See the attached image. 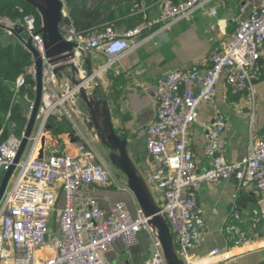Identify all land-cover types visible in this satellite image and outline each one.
<instances>
[{"label": "built area", "instance_id": "2783aa9c", "mask_svg": "<svg viewBox=\"0 0 264 264\" xmlns=\"http://www.w3.org/2000/svg\"><path fill=\"white\" fill-rule=\"evenodd\" d=\"M207 1L174 3L173 0H160L156 20L145 19L120 32L109 26L78 32L63 3L59 32L73 45L71 54L78 69L77 77L83 79L80 60L90 52L103 51L107 56L105 63L92 71L88 80L71 86L61 85L53 74L55 64L44 55L42 36L35 29L33 15H24L21 21L0 16V28L5 37L17 40L30 54L32 63L28 73L34 80L35 57L28 48L29 39L42 61V96L36 116L38 131L31 136V151L16 163L9 179L12 183L0 199V264H110L105 256L112 244L120 241L125 247L133 246L140 231L152 238L153 245L150 258L142 264H166L156 231L139 208L132 214L124 202L117 201L105 210L94 198L86 197L82 200L83 211L78 210L82 186L113 184L122 187L85 136L81 134L73 153L37 157L34 148L39 134L56 111L77 129L74 115L80 89L145 41H131L133 37L154 25H158V32L168 30L203 9ZM236 1L243 17L230 40L209 52L208 64L174 69L157 81L155 118L145 134V148L152 159L149 180L161 194L160 214L184 264H191V251L203 240L206 220L197 200L201 183L233 179L239 188L254 185L261 195V202L258 207L245 212L248 231L264 234V139L251 137L248 154L228 163L222 141L225 118L217 114L212 121L201 123L205 138L203 153L209 160V167L203 170L197 166V155L189 141L190 127L197 121V110L202 102L212 98L221 76L224 75L230 95L246 94L252 101L255 83L264 78V0L250 9L248 4L254 0ZM210 14L216 15V11L212 10ZM39 23L41 29V20ZM18 27L22 28L19 34L16 33ZM33 89L36 90V86ZM26 100L28 120L34 100ZM21 137L11 131L0 142V172L4 173L13 163ZM58 187L63 201L56 229L52 230L50 219L57 210ZM233 197L230 219L222 231L228 240L236 238V243L246 241L248 237L246 231L231 222V219L238 220L240 215L237 196ZM218 251L215 249L210 254Z\"/></svg>", "mask_w": 264, "mask_h": 264}, {"label": "crops", "instance_id": "0c3cea01", "mask_svg": "<svg viewBox=\"0 0 264 264\" xmlns=\"http://www.w3.org/2000/svg\"><path fill=\"white\" fill-rule=\"evenodd\" d=\"M259 1L254 0L249 3L248 8ZM92 6L89 4L87 8ZM212 10L216 11V15L210 14ZM136 14H143L144 21L156 20L159 14V1L152 6H141ZM242 17L236 0H208L203 9L168 30L158 32V25H154L140 36L133 37L131 41L137 42L141 39L145 41L93 79L97 92L104 95L107 100L116 134L126 139L127 155L157 205L161 203V194L149 180L152 159L145 148L146 129L155 118L156 83L174 69H186L193 64L207 65L209 52L213 48H221L230 40ZM119 21L120 19L116 18L110 22L87 27L83 19L79 27L81 31L92 28L102 30L107 26L119 32L128 30L126 27L130 23ZM106 58L103 51H92L80 60V70L85 71L89 67L94 71L105 63ZM69 71V69L63 70L61 77L57 78L63 86H70ZM255 87H257V96L254 97V105L258 103V115L257 104L254 109L248 110L246 103L249 96L246 94L233 96L228 93L224 75L220 77L212 98L200 104L197 121L191 125L189 132L190 145L197 155L196 163L199 170L209 167V160L203 153L205 138L201 123L212 121L217 114L225 118L222 141L228 163L236 162L248 154V142L251 137L264 139V78L256 82ZM76 118H78L77 114ZM85 121V118H78L76 126L79 130L88 132V126L84 125ZM60 122L62 117L56 111L39 134L34 155L74 152V146L79 140L76 138L77 134H74L76 136L74 137L72 133L63 132L57 135L52 132L51 128L58 129ZM71 127L74 131L73 125ZM37 131L38 121H35L32 136ZM30 151L29 142L23 157ZM115 175L122 186L120 188L113 184L82 186L77 204L78 210L83 211L84 198L92 197L105 210H109L115 202L122 201L134 214L138 204L127 188L125 176L120 172H116ZM235 195L240 215L238 220L231 219V222L246 231L249 237L246 241L229 245L222 230L230 219ZM197 200L203 210L206 225L201 244L191 251V264H258L264 261V234H251L248 231L245 215L253 205L258 207L261 202V195L254 185L239 188L233 179L217 183H201L197 191ZM62 201V193L58 187L57 210L50 219L52 230L56 229ZM152 246V238L146 232L140 231L133 246L125 247L120 241H116L105 257L110 264H142L150 258ZM215 249L219 251L210 254Z\"/></svg>", "mask_w": 264, "mask_h": 264}, {"label": "water", "instance_id": "95a60500", "mask_svg": "<svg viewBox=\"0 0 264 264\" xmlns=\"http://www.w3.org/2000/svg\"><path fill=\"white\" fill-rule=\"evenodd\" d=\"M25 1L36 9L40 17L42 27L39 33H41L42 36L44 55L45 57L52 59V63L55 64L52 69L53 74L58 78L61 77V72L63 70L69 69L71 75L69 78L72 84L77 85L81 83L82 80H88L89 76L92 74V70L89 67L87 68L86 76H84L82 80L80 78H76L78 75V69L72 60L71 54L73 45L72 43L65 41L59 32V24L63 21V2L61 0ZM21 32L22 28L18 27L16 29V33L19 34ZM28 48L35 57L36 66V90L33 109L28 119L25 131L22 134L20 146L13 163L4 173L1 172L0 199L7 188L8 181L15 169L16 163L23 155L31 139L36 116L41 104L42 61L39 53L31 46L30 39L28 40ZM60 59H68L69 62L58 64L57 62L60 61ZM97 94L98 97H91V95L87 94L85 89L82 88L80 89L79 97L88 108L90 114L89 119L98 130L97 136H99L105 148L110 151V164L114 163L118 171L125 176L127 188L135 197L139 210L147 219V223L156 231V236L161 244L166 264H184L183 260H181L176 253L173 237L164 217L160 214V207L155 203L147 186L137 174L127 155L126 139L120 138L113 128L111 114L105 96L99 94L98 92ZM99 119L102 120V126L100 125Z\"/></svg>", "mask_w": 264, "mask_h": 264}, {"label": "trees", "instance_id": "16d2710c", "mask_svg": "<svg viewBox=\"0 0 264 264\" xmlns=\"http://www.w3.org/2000/svg\"><path fill=\"white\" fill-rule=\"evenodd\" d=\"M72 19L75 29L80 30L79 23L84 19L87 27L103 24L119 18L120 21L130 23L126 29L141 24L143 14H136L141 0H122V3H104L103 0L94 3L93 0H61ZM147 4H153L160 0H145ZM184 0H173L179 3ZM115 7V9H113ZM19 9L22 11L20 12ZM33 15L36 20L35 29L40 31V17L35 8L25 0H0V16H6L12 20L21 21L24 15ZM119 21V22H120ZM4 32L0 28V142L6 139L12 131L21 137L27 125L26 103L34 100L36 80L28 73L31 66V56L24 50L21 44L14 38H4ZM5 36V35H4ZM20 80V84L18 81ZM68 120L62 117L59 128H51L55 134L72 133ZM68 124V125H67ZM14 125L13 127H11ZM256 208L253 205L252 208ZM247 237L249 235L247 234ZM236 238L228 240L229 245L235 243ZM264 264V261L258 263Z\"/></svg>", "mask_w": 264, "mask_h": 264}, {"label": "rangeland", "instance_id": "374dc122", "mask_svg": "<svg viewBox=\"0 0 264 264\" xmlns=\"http://www.w3.org/2000/svg\"><path fill=\"white\" fill-rule=\"evenodd\" d=\"M99 1H101V0H93L92 2H94V3H91V4H95V3L99 2ZM103 1H104V3H114V4L122 3V0H103ZM153 4H147V1L141 0V3L138 5V7L139 8L141 6L147 7V6H152ZM113 9H115V7H113ZM22 36H24V34H22ZM3 37L5 38L4 35H3ZM67 62H69L68 59L67 60L60 59V61H58L57 63L58 64H63V63H67ZM86 71H87V69L84 71L83 76H86ZM69 76H71L70 75V71H69ZM76 78L78 79V77H76ZM71 85H73V84L70 83V86ZM254 88H255L254 97L256 98V96H257V87L254 86ZM84 89L87 92V94L91 95V97H98L97 90H96V87L94 85V80L90 81L88 84H85ZM255 98H254V101H255ZM254 101H252V99L249 97L247 99V103L246 104H247V107H248L249 111H251L252 108L254 109L255 105L257 104L256 105V114L258 115V110H257L258 103L256 102V104L254 105ZM76 114L78 115V118H85L86 119V121L84 122V125L88 126V132L83 130V128H82L83 131H81V130H79L78 127L76 129V127L73 126L74 131L72 129V136L76 137L74 134H77V137H76L77 139L80 138L81 134L83 136H85V138L87 140H89L91 142V144L96 148V151L99 153V155L102 157V159L106 162V164H108L110 170L114 174H116V172H119L114 163L110 164V161L106 160L105 156L108 155V157H109L110 151H108L107 148H105L103 142L101 141L99 136H97L98 135V130L94 127L93 123L89 119L90 118V114H89L88 108H87L86 104L82 101V99L80 97H78L77 102H76ZM76 114H75V123H77L76 121H78V118H76ZM99 121H100V125L102 126V123H101L102 120L99 119ZM68 124H70V123H68ZM70 126H72V124L68 125V127H70ZM79 131H80V133H79ZM1 177H2V174L0 172V180H1ZM11 183H12V180L9 181L7 186L9 187Z\"/></svg>", "mask_w": 264, "mask_h": 264}, {"label": "flooded vegetation", "instance_id": "af4514ba", "mask_svg": "<svg viewBox=\"0 0 264 264\" xmlns=\"http://www.w3.org/2000/svg\"><path fill=\"white\" fill-rule=\"evenodd\" d=\"M105 158H106V160H107V161L109 160V157H108V155H107V156H105Z\"/></svg>", "mask_w": 264, "mask_h": 264}]
</instances>
